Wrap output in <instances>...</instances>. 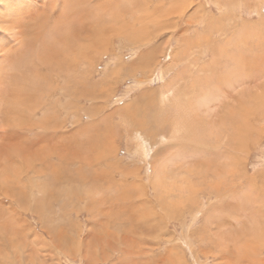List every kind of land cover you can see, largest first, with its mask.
<instances>
[{"label": "rangeland", "instance_id": "rangeland-1", "mask_svg": "<svg viewBox=\"0 0 264 264\" xmlns=\"http://www.w3.org/2000/svg\"><path fill=\"white\" fill-rule=\"evenodd\" d=\"M263 65L264 0H0V264H264Z\"/></svg>", "mask_w": 264, "mask_h": 264}, {"label": "bare ground", "instance_id": "bare-ground-1", "mask_svg": "<svg viewBox=\"0 0 264 264\" xmlns=\"http://www.w3.org/2000/svg\"><path fill=\"white\" fill-rule=\"evenodd\" d=\"M260 1V0H259ZM225 2V1H224ZM255 7V6H254ZM256 8V7H255ZM223 9V8H222ZM170 13V12H169ZM205 37V36H204ZM243 38V37H242ZM221 51H222V48H220V49H218L217 50V53H212V56L214 57V60H213V62L214 63H216V60H218V56L220 57V55H221ZM211 56V57H212ZM226 56V55H225ZM212 60V59H211ZM264 66V65H263ZM210 68V67H209ZM229 70H231V69H229ZM164 72V71H163ZM235 73V71H225V72H223V73ZM162 73V72H161ZM227 75H229V74H227ZM163 76H164V74H163ZM229 76H231V75H229ZM161 77V76H160ZM221 78V82L225 79V76L223 75V76H221L220 77ZM195 79H197V78H195ZM209 79H211V78H209ZM207 80V79H206ZM205 80V81H206ZM230 80V79H229ZM208 82V81H207ZM203 83V82H202ZM206 83V82H205ZM169 84V86L164 90V91H162V92H160L159 94H160V101H161V103L162 104H166V103H169V102H173V105L175 104H179V101H178V99H180V98H178V94L177 95H175V93L177 92V90L179 89L178 88V86H179V84H178V82H176L175 84H172L171 86H170V83H168ZM167 84V85H168ZM166 85V84H165ZM166 85V86H167ZM219 85V84H218ZM223 85H225L226 86V88H228V89H230V92L232 93V91L233 90H235L234 89V85L233 84H226L225 82H224V84ZM222 85V86H223ZM184 86V85H183ZM234 86V87H233ZM164 87V86H163ZM197 87H199V86H197ZM206 87H207V85H206ZM165 88V87H164ZM203 88V87H202ZM216 88V87H215ZM231 88H232V90H231ZM236 88V87H235ZM183 89V88H182ZM184 90V89H183ZM197 90V89H196ZM210 90V89H209ZM209 90H207L206 92H205V94H203L202 96V101H203V104H207V103H210V102H214V103H217V102H221V99H222V101L225 99H228V95H230V93L228 94L227 92L226 93H224L223 91H222V88H221V90H220V92L219 93H217L216 95H214L215 97L213 98V99H211V97H213L212 95H210V93L208 92ZM219 91V90H218ZM198 92V91H197ZM192 93V92H191ZM201 93H202V91H201ZM182 94V93H181ZM188 94V93H187ZM214 94V93H213ZM193 95V94H192ZM180 96V95H179ZM211 96V97H210ZM184 97V96H183ZM182 97V98H183ZM185 98V97H184ZM199 98V97H198ZM198 98H196V100L198 99ZM192 100V99H191ZM195 100V102H192V104H196L197 105V101ZM184 101V100H183ZM190 101V100H189ZM190 103V102H189ZM201 103V102H200ZM191 104V103H190ZM191 104V105H192ZM190 105V106H191ZM178 106V105H177ZM193 106V105H192ZM207 106V105H206ZM215 107V105H213V107H211L210 109H209V111H206V113L208 114V112H211V114H212V118H214V117H216L215 115H214V110L212 111V109ZM193 108H194V106H193ZM179 109V108H178ZM215 109V108H214ZM195 110H197V109H195ZM179 112L181 111V110H178ZM191 111V110H190ZM203 114H204V112H202ZM183 114V113H182ZM191 114H193L194 116L196 115V117H197V115L198 114H194V113H191ZM206 114V115H207ZM185 114H183V117H185L184 116ZM202 116H205V115H202ZM180 117V116H179ZM182 117V118H183ZM198 117H199V115H198ZM206 117V116H205ZM176 118V117H175ZM200 118V117H199ZM202 118V117H201ZM177 119H180V118H178L177 117ZM177 119H175V120H177ZM185 119V118H184ZM205 120V119H204ZM178 121V120H177ZM214 120H212L211 122H213ZM175 122V121H174ZM207 122V121H206ZM209 122V121H208ZM210 122V123H211ZM173 123V122H172ZM178 123H179V121H178ZM209 123V124H210ZM204 124V123H203ZM208 124V123H207ZM232 124V123H231ZM181 125V124H180ZM183 125V124H182ZM185 125H187V124H185ZM212 125H213V123H212ZM174 126V125H173ZM189 126V125H188ZM209 126V125H208ZM185 128H186V126H184ZM181 128H183V127H181ZM184 128V129H185ZM212 128H213V126H212ZM178 129V128H177ZM187 129V128H186ZM175 130V129H174ZM180 130V129H179ZM188 130V129H187ZM206 130V129H205ZM214 130V129H213ZM212 130V131H213ZM184 131H186V130H184ZM192 131V130H191ZM183 133V132H182ZM186 135H188V132L186 131V133H185ZM212 134L214 135V133L212 132ZM172 135V140H174L175 142H176V140H178V139H180L179 138V136H180V131H178V130H175V131H173V133L171 134ZM198 135V134H197ZM193 136H195V135H193ZM211 136V135H210ZM189 140V139H188ZM187 140V141H188ZM171 141V140H170ZM145 148V147H144ZM185 150V149H184ZM142 153H144V151L142 152ZM187 153V152H186ZM175 154V153H174ZM195 154V153H194ZM145 155V154H144ZM184 155V154H183ZM189 155V154H188ZM179 156V155H178ZM187 156V155H186ZM185 156V157H186ZM190 156H192L191 155V153H190ZM190 156H188V157H190ZM181 157V156H180ZM145 158V157H144ZM181 159H184V158H181ZM196 159V158H195ZM203 159V158H202ZM165 160V159H164ZM180 160V159H179ZM215 160V159H214ZM216 161V160H215ZM214 161V162H215ZM177 162H179V161H177ZM176 162V163H177ZM160 165H162V164H160ZM165 165H166V163H165ZM184 166H186V164H184ZM183 166V167H184ZM163 167H164V165H163ZM176 167V166H175ZM179 167L180 166H177L175 169H179ZM155 169H157V168H155ZM154 169V170H155ZM159 171H161V169L159 170ZM178 171V170H177ZM179 174V173H178ZM217 177V176H216ZM167 179V178H166ZM154 188V187H153ZM211 195V194H210ZM248 195V194H247ZM217 200H219V198L217 197L216 198ZM249 199H251V198H249ZM216 200V201H217ZM217 203H219V202H216V204ZM251 203V202H250ZM245 204V203H244ZM214 206V205H213ZM250 207V206H249ZM241 209V208H240ZM238 210V209H237ZM247 214H250L251 216H254L251 212H249V213H245V212H243L242 213V215H244V217L245 218H247ZM242 217V216H241ZM243 217V218H244ZM208 218L209 219H212V215H209L208 216ZM231 220H233L234 221V223H235V225H238V221L240 220V217L239 218H233V217H231ZM262 220H263V216H262ZM241 223H242V221H241ZM245 223V222H244ZM249 224H252L253 225V223H252V220H250V222H248ZM249 224H248V226H249ZM240 226H241V224H240ZM229 229V228H228ZM233 229V228H232ZM253 231H254V229H253ZM234 232V231H233ZM234 236V235H233ZM226 237H228L227 235H226ZM250 237V236H249ZM229 238V237H228ZM241 239V238H240ZM234 241V240H233ZM230 244V243H229ZM233 244V243H232ZM244 245V244H243ZM244 248V247H243Z\"/></svg>", "mask_w": 264, "mask_h": 264}]
</instances>
